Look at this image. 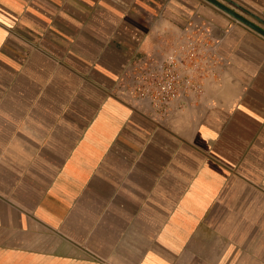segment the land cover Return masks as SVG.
<instances>
[{
	"label": "crops",
	"instance_id": "1",
	"mask_svg": "<svg viewBox=\"0 0 264 264\" xmlns=\"http://www.w3.org/2000/svg\"><path fill=\"white\" fill-rule=\"evenodd\" d=\"M188 23L198 91L130 102ZM0 264H264V37L204 0H0Z\"/></svg>",
	"mask_w": 264,
	"mask_h": 264
},
{
	"label": "built area",
	"instance_id": "2",
	"mask_svg": "<svg viewBox=\"0 0 264 264\" xmlns=\"http://www.w3.org/2000/svg\"><path fill=\"white\" fill-rule=\"evenodd\" d=\"M181 33V39L164 59L147 56L126 68L119 90L130 102H148L158 114L165 115L187 90L198 91L185 72L197 68L202 52L211 51V35L191 23Z\"/></svg>",
	"mask_w": 264,
	"mask_h": 264
},
{
	"label": "water",
	"instance_id": "3",
	"mask_svg": "<svg viewBox=\"0 0 264 264\" xmlns=\"http://www.w3.org/2000/svg\"><path fill=\"white\" fill-rule=\"evenodd\" d=\"M204 1L208 2L209 4H211L212 6H214L215 8L219 9L220 11H222L223 13L227 14L231 18H233L236 21L242 23L243 25H245L249 29L253 30L254 32H256L259 35H261L262 37H264V30H262L259 27L255 26L254 24H252L248 20L244 19L243 17H241L237 13L233 12L232 10H230L229 8H227L226 6L222 5L218 1H216V0H204Z\"/></svg>",
	"mask_w": 264,
	"mask_h": 264
}]
</instances>
